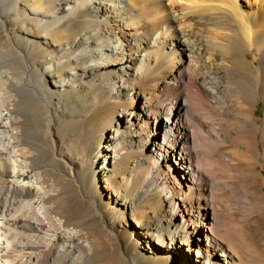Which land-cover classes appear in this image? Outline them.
Listing matches in <instances>:
<instances>
[{
	"label": "bare ground",
	"instance_id": "1",
	"mask_svg": "<svg viewBox=\"0 0 264 264\" xmlns=\"http://www.w3.org/2000/svg\"><path fill=\"white\" fill-rule=\"evenodd\" d=\"M1 7L24 29L0 24L18 50L0 51V264H138L99 259L128 220L159 262L264 264L251 237L264 240V0ZM68 115L65 139L97 123L86 161L55 132ZM48 148L69 177L49 176ZM88 175L105 207L100 235L83 227L94 214L72 222L66 211L73 184L88 196ZM154 198L160 209L143 220Z\"/></svg>",
	"mask_w": 264,
	"mask_h": 264
},
{
	"label": "rangeland",
	"instance_id": "2",
	"mask_svg": "<svg viewBox=\"0 0 264 264\" xmlns=\"http://www.w3.org/2000/svg\"><path fill=\"white\" fill-rule=\"evenodd\" d=\"M185 2V1H183ZM2 7L0 8V24L2 21H5L6 24L10 28L16 29L17 27L24 29L21 25L20 21L17 19V14L14 11H3ZM2 15V16H1ZM26 31L30 34V37H36L40 33V29L36 24H33L32 27H29L26 29ZM7 32L10 33L11 30L4 31V29L0 26V51H3L1 54L4 56L9 55H15L18 54V50L16 49V46L9 41ZM13 49V52L10 50ZM11 51V53H9ZM5 53V54H4ZM7 53V54H6ZM0 54V55H1ZM3 59L0 57V62H2ZM19 66L17 65V68ZM71 99V96L68 97V100ZM68 107V106H67ZM258 113L261 115V118H263L264 114V100H261ZM73 113L69 111V115H72ZM84 114V113H80ZM65 117L64 119L61 118V120L58 121V125L56 127V133L59 135L60 138H62L64 141H66V145L73 144L74 147L80 151L83 152V159L85 161L87 160L86 157H88L92 152L94 151L95 147L92 145H89V140L92 136L93 131H96V124L92 125L91 128L87 130V132L83 131H74L69 139H65V135L70 130L69 124L72 122L71 118ZM102 115V111H98L96 113V116ZM29 116L33 118L40 119L41 116V110L39 108H34L32 111L29 112ZM96 118V117H95ZM96 122H98V119H95ZM35 125V124H33ZM39 130H41L44 134L47 133L46 129H43L42 127L36 126ZM48 138H51V135H47ZM93 149V150H92ZM92 150V151H91ZM48 160L49 162L53 163V167H49L48 174L51 177H69L70 172L68 171L69 167L65 164L64 160L60 157H58L55 152L48 148ZM57 160V162L55 161ZM61 160V161H60ZM131 163V159L127 161L125 164V171L128 169L129 164ZM98 186L94 184V179L92 175H88L86 182H85V190L88 193V196L83 192L82 186L79 185V183L73 184V186L70 189L69 200L71 201V206L66 211L70 214V219L72 222H77L83 218H88L89 215L94 214V216H90L85 223L83 224L84 228H92L93 234L100 235L104 232L105 227L108 228L107 224V217L102 212L104 211V205L102 204V200H99L100 204L99 206L96 205V200L93 199V196H98ZM133 194V192H132ZM99 197V196H98ZM152 201V203H151ZM149 204L151 207L146 209V213L144 214L143 220H147L150 216H152V212H158L160 209V203H158V200L154 198L151 200ZM146 206V204L144 205ZM146 218V219H145ZM261 230H252L251 237L254 239V241L258 244L260 242L261 244L264 243L263 236L261 235ZM114 236L116 238L115 243V249L111 251H107V248L111 249V246H108L106 250L103 251L104 257L99 255L100 261L103 260H109V261H117L120 259V257H125L126 255L129 257L134 258L138 264H167L165 262H159L156 261L155 258L141 250V247L138 243V238L134 232V229L131 227L130 220L123 223L122 226L117 228L116 233H114ZM120 237V239H119Z\"/></svg>",
	"mask_w": 264,
	"mask_h": 264
}]
</instances>
